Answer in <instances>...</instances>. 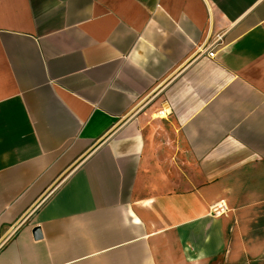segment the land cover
I'll return each instance as SVG.
<instances>
[{
	"label": "crops",
	"instance_id": "1",
	"mask_svg": "<svg viewBox=\"0 0 264 264\" xmlns=\"http://www.w3.org/2000/svg\"><path fill=\"white\" fill-rule=\"evenodd\" d=\"M12 228L0 264H264V0H0Z\"/></svg>",
	"mask_w": 264,
	"mask_h": 264
},
{
	"label": "built area",
	"instance_id": "2",
	"mask_svg": "<svg viewBox=\"0 0 264 264\" xmlns=\"http://www.w3.org/2000/svg\"><path fill=\"white\" fill-rule=\"evenodd\" d=\"M220 43H221V37L216 35V39H215V41L213 43L208 44V45L207 44L206 45H202L200 47V49L205 51V53L209 57H213L215 55L214 49H215V47L219 46ZM226 212H227V206L222 201L215 202L209 207V214L211 216H214V217H219V216L225 214ZM13 231H14V229L12 228L5 235H2L0 237V249L2 248L4 243L7 241V239L10 237V235L12 234Z\"/></svg>",
	"mask_w": 264,
	"mask_h": 264
},
{
	"label": "water",
	"instance_id": "3",
	"mask_svg": "<svg viewBox=\"0 0 264 264\" xmlns=\"http://www.w3.org/2000/svg\"><path fill=\"white\" fill-rule=\"evenodd\" d=\"M33 236H34L35 239H39V238H40L41 233H40V230H39L38 227H35V228L33 229Z\"/></svg>",
	"mask_w": 264,
	"mask_h": 264
}]
</instances>
